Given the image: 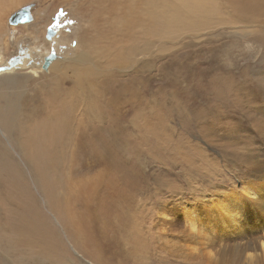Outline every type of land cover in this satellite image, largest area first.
<instances>
[{"label":"rangeland","instance_id":"obj_1","mask_svg":"<svg viewBox=\"0 0 264 264\" xmlns=\"http://www.w3.org/2000/svg\"><path fill=\"white\" fill-rule=\"evenodd\" d=\"M2 1L6 3L7 13L13 2ZM201 1L205 4L184 7L181 0H23L0 21V48H4V42L7 46L3 62L14 51L9 41V18L24 6L36 5L33 23L14 26L13 38L16 44L35 40L36 49L43 41L48 53L56 55L47 71L39 74H48L57 61L73 59L79 35L87 41L83 45L90 46L85 49L90 55L84 73L71 69L62 76V86L75 97L72 104L68 102L75 132L71 130L72 136L57 144L54 154L58 163L39 168L30 158H23L21 149L26 150L31 139L26 130L30 121L22 119L23 130L19 132L0 124V143L12 157L7 160L15 173L9 182L17 181V177L24 179L20 182L37 198L46 226L56 231L61 242L57 254L44 256L38 264H98L85 246L82 248L68 236L60 214L49 209L36 187L44 181L56 182L63 195L60 199L66 201V188L70 184L95 183L93 195L88 197L92 198L89 203L96 224L98 244L95 245L101 253L108 252L105 256L113 257L114 252H121L124 264H232L234 261L231 239L226 234L221 240L224 230L219 226L220 217L232 214V199L228 196L241 193L246 199L252 192L249 189L260 193L264 188V8L260 3L239 11L229 0ZM166 5L172 9L174 28L168 32L156 31L155 21L151 19L154 13H162ZM132 18L133 25L126 24ZM48 30L55 33L50 41ZM36 77L39 79L40 75ZM83 77L85 86L105 77L108 82L103 91L105 96L98 92L92 95L96 98H90L91 91L87 89L84 90L88 96H80L84 90L75 92ZM19 89L24 101L37 105L42 101L41 94L30 83L23 87L21 83ZM90 99L97 103L91 105ZM143 111H147L145 116L150 113L154 117L152 131L142 125ZM103 125L105 151L90 146L91 150L77 148V137L83 130L103 128ZM118 126L121 132L110 130ZM250 162L252 166H248ZM3 186L0 191L4 190ZM81 196L77 194L71 200L77 212L86 203L87 196L82 200ZM22 201L8 210L5 201H0L2 223L9 218L5 211L12 213L21 208ZM160 208L178 211L181 221L178 231L184 230L187 218L192 216L200 220L202 227L197 229H201L202 235L209 237L217 233L218 241L225 244L217 260L211 262L202 251L191 254L177 242L175 234L163 233L165 225ZM193 208L201 215H190ZM128 215L131 227L122 229L119 222L129 226ZM11 234L10 229L0 231L2 251L12 244ZM16 258L21 259L22 252ZM17 259L14 262L21 263ZM24 259L25 264H35L28 257Z\"/></svg>","mask_w":264,"mask_h":264},{"label":"bare ground","instance_id":"obj_2","mask_svg":"<svg viewBox=\"0 0 264 264\" xmlns=\"http://www.w3.org/2000/svg\"><path fill=\"white\" fill-rule=\"evenodd\" d=\"M181 1L184 7H189V6L199 7L205 4L201 0H181ZM229 1L232 7H234L236 10H239V11H245L243 10V8L248 7V6L252 7L254 4H260V3H261L262 8H264V0H229ZM11 2H13L14 4L12 3L10 5L11 7L8 10L9 12L13 10L12 9L13 6L21 4L23 0H11ZM165 7L166 9L163 10L162 13H160L159 15L154 13L153 16L154 15L155 16L154 18L151 19L152 21H155L156 31L161 29V30H164L165 32H168L171 30V28L172 29L174 28L172 14L170 11L171 7L169 5H166ZM5 8H6V3L4 1L0 2V21L6 18L8 14V11L7 13L4 12ZM134 20L135 19L132 18L126 24L133 25ZM13 27H10L9 30L15 33L14 30L16 29L15 28L16 26L14 28ZM79 39H80L79 46H78L76 56L73 59L66 61L67 63L60 62V61L55 62L50 67L48 74H42V73L39 74V71L43 72V68L40 66V64L32 65L31 68L26 69V70H19L16 72L0 74V124H2L3 126H5L6 124L7 126L13 127L15 131L19 132L23 130L22 119H26L31 122L30 126H26L27 133L28 135H30L31 139L29 141L28 148H26V150H24L23 148L21 149V155L23 156V158H26V159L30 158L32 160V163L36 167H39V168L49 167V166H52L58 163V158L54 154L57 144L59 143V141H63L67 136H72L70 132L71 130L75 132V130H73L71 127V123H72V120H70L71 119V107L68 104V102L72 104L75 97L70 96L73 93L62 86L64 82L62 76H64L65 73L71 69L76 70L80 73H84L85 71L87 60L90 55V53L85 49L90 48V46L89 44L83 45L87 43V41L81 35H79ZM34 41L30 40L26 42L29 43L28 46L31 48V50L34 51L38 57H40L39 62H43L44 58L47 55H49L50 52L48 53L47 45L46 43L44 44L43 41L40 44H38L39 45L38 49H36L37 47L34 48L33 47V43H35ZM16 42L17 41H15L14 39V43L12 46L14 51L12 53H14L16 48L19 47L16 44ZM3 45H4V48L3 49L0 48V62L3 58L4 50L7 51L6 42H4ZM118 48L119 47H117V49ZM12 53L10 54L12 55ZM7 60L8 59H6L5 61ZM39 75L40 77L38 79V77L36 76H39ZM26 82L30 83L31 87L34 86L36 90L41 94L42 101L38 105L36 103H30L29 101H24L23 97L21 96L19 85L22 83V87H23L25 86ZM244 82H248V81H244ZM85 83H86V79L85 77H83V79L79 81V84L77 88L75 89V92L87 89L91 91L89 92L91 94V96H89L90 98H96V97H93L92 95H96L98 94V92L100 93L102 92L103 93L102 95L105 96V92L103 91H105V86L108 83L105 81V77H102L99 81L95 83L88 82L86 86H85ZM220 86H223V85H220ZM207 87H209V85ZM206 91L207 90H205V92ZM80 96L84 97L88 95H87V92L84 90L80 94ZM211 99L213 100V98ZM91 100L92 99H90L91 105H94L97 103L96 101H91ZM239 100L237 102H239ZM242 101L238 104H241ZM193 104H195V102ZM197 104H200V103L198 102ZM229 108L231 107L229 106ZM226 110L228 109L226 108ZM238 110L240 109L238 108ZM146 112H144V116L142 115L143 117L142 125H144L146 130L148 129L149 131H152L153 125L155 123L154 117L150 113H148L147 116H145ZM243 112L245 111L243 110ZM113 121L114 119L110 120V122H113ZM100 128L101 126L90 128V131L87 128L85 129L86 131L83 130L77 137V148H80V150L81 149L91 150L90 147H94L95 150L97 151H100V150L105 151V137H104L105 135H102L105 132V125H103V128L101 129ZM110 130L115 133L122 131V129L119 128V126L117 129H110ZM0 148H1L0 150V180H1L0 187L6 184L9 185L8 188L3 186L4 190L0 191V201H2V203H4L5 201L4 206L8 210L14 206H17L20 203V201L23 200L21 208L14 209L12 213L5 211L9 214V218L5 223H2L1 222L2 219L0 218L1 219L0 220V231L4 232V230H7V229H10L12 231V234H11L12 244L8 243L10 244V246L8 247L5 246L6 247V249H4L5 251H2V248L0 247V252H1L0 260L2 264H17L14 262L16 261L14 259H17L16 257H18L19 255L21 256V252H22V258L21 259L18 258L21 260V263H18V264H25L26 261L24 258H27V257L33 260L35 264H38L42 260V258H44V256L52 257V255L57 254L58 249L60 251L59 245H61V242H59V239L57 235L55 234L56 231L52 230L51 227L48 228L46 226L47 224H46V221H44L43 219V213L41 211L40 206L38 205V200L34 196L32 191L27 186H25V184L21 183L20 182L21 179L18 180V177H17V181H10L11 183L9 182V180H11L13 176L15 175L13 169L10 168L11 166L9 164L10 160H7L12 157L9 156L8 153L6 154L5 148L1 143H0ZM179 149L180 148L176 150H179ZM180 152H181V149H180ZM178 153L176 154L178 155ZM247 160H250V158H248ZM252 165H253L252 162H250V165L248 163V166H252ZM21 181L23 182L24 179L22 178ZM45 182H47L49 185L45 184ZM254 183L255 182H253V184ZM93 185L95 186V183L92 184L91 181H88L87 183L80 182V183L70 184L69 185L70 187L68 186L66 188L67 189L66 199L67 201L70 200L69 201L70 204L68 203L67 206H66L67 201L65 200V198L60 199V198H63V195H60V192L62 191H61V188L59 189V187L56 185V182H53V181L39 182L36 184V187L38 191L41 192L46 202H48L49 209H51L53 212L56 211L58 214H60L61 216L60 218H62L61 219L62 224L64 225L66 230L68 229V236L70 238L72 237L75 242L77 241V244H79L81 247L85 246L84 249L86 251H89L91 254L89 256H92V258L95 257V259L98 260V264H116L114 262H117L118 264H124V261L122 258L123 256L121 252H114L113 257L112 256L109 257L107 255L105 256V253H108V252L107 251L104 252L102 250L103 252L101 253L99 251L100 247L98 248L95 245V244H98V241H97L98 239H96L97 233L95 234L96 224L92 221V217H93L92 207L93 206H91L89 203L92 198L88 197L90 194H92V191L95 189V187L93 189ZM257 185H254V186H256L257 188ZM249 190L252 191V192L249 191L250 192L249 196L246 195L245 192H243L247 196L246 199L243 198L241 193L236 194V195L231 194L230 196H228L232 199L231 200L232 214L228 216L225 215V216L220 217L219 220L222 222L221 225L216 223V225L221 226V228L224 230L221 233V240H223L222 237L226 236V234H228L229 238L231 239L232 252H233V258H234V261L232 262V264H264V188H263V191L260 193L254 190L253 188ZM77 194L82 195L80 198L81 200L84 195L87 196L85 199L86 203H83L84 206L81 208L83 210L80 212H77L76 210L78 209L75 210L74 207L72 206L73 203L75 202H73L71 205L72 198L75 199ZM68 196H71V198H68ZM254 198L256 200H254ZM75 201L77 202V200ZM159 214L163 217V225H165L164 230L162 229L163 233L167 232V233L175 234L176 237H178L177 242L182 243L184 247L182 246L181 247L184 249L186 248V250L189 251L191 254H196V253L201 254V251H202V252L207 253L206 254L207 259L210 260L211 262H214L215 260H217V258L219 257L221 247L224 248V245H225V244H222V241L221 242L218 241L220 239V236L217 233L209 234V237L202 235L201 229H197L199 226H200L199 228L202 227L200 220H197L196 218L192 216H189L187 218L186 224L184 226L185 227L184 230L178 231L177 228L178 227L181 228V221H180V216L177 210H174V209L168 210L167 208L166 209L160 208ZM189 214L195 217L201 215V213L199 211L197 212L194 208L192 211H189ZM118 219H120V215ZM126 220H127L126 221L127 225L129 224V226H125L126 223L119 222L121 224L120 227L122 229L123 227H131L130 224L132 223L131 222L132 220L129 215H128V218H126ZM215 221L217 222V219H215ZM106 224L107 223H105V225ZM196 224H198V226ZM98 230L100 231V229ZM5 234H6L5 235L6 239H8L9 237L7 236V233ZM13 239H14V242H13ZM101 239H103V236ZM197 239H199L200 241H197ZM201 246L203 247L200 248ZM63 251L65 252V250ZM214 251H215V254L213 253ZM23 254H25V257H23Z\"/></svg>","mask_w":264,"mask_h":264},{"label":"water","instance_id":"obj_3","mask_svg":"<svg viewBox=\"0 0 264 264\" xmlns=\"http://www.w3.org/2000/svg\"><path fill=\"white\" fill-rule=\"evenodd\" d=\"M36 5H28L22 7L17 12L13 13L8 20L9 27L18 26L22 24H30L34 21L33 9ZM55 33L52 30H48L47 38L50 40ZM14 32L9 31V41L13 45L14 43ZM26 41H20L17 43L19 47L16 48L15 52L0 64V74L16 72L19 70H26L32 67V65H39L44 71H47L49 65L56 59L55 54L47 55L43 62L40 61V57L36 55L34 51L28 46L29 43Z\"/></svg>","mask_w":264,"mask_h":264}]
</instances>
